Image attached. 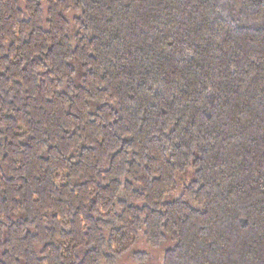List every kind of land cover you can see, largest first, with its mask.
Segmentation results:
<instances>
[{"label":"trees","instance_id":"1","mask_svg":"<svg viewBox=\"0 0 264 264\" xmlns=\"http://www.w3.org/2000/svg\"><path fill=\"white\" fill-rule=\"evenodd\" d=\"M140 234L264 264V0H0V264H116Z\"/></svg>","mask_w":264,"mask_h":264},{"label":"rangeland","instance_id":"2","mask_svg":"<svg viewBox=\"0 0 264 264\" xmlns=\"http://www.w3.org/2000/svg\"><path fill=\"white\" fill-rule=\"evenodd\" d=\"M79 15L77 11H69L66 13V18L70 22V29L73 30V20ZM193 178V172L191 168H188L185 172L176 174L175 180L177 183L176 189L169 195L170 198H176L180 196L182 188ZM168 244H163L159 247H150L145 243V240L141 236H138L136 243L132 247L133 253L125 254L116 264H162L164 259V253ZM144 254V255H143Z\"/></svg>","mask_w":264,"mask_h":264}]
</instances>
